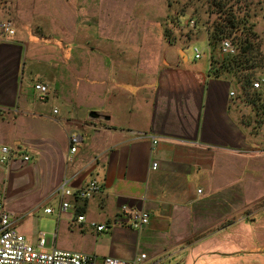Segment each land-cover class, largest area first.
Returning <instances> with one entry per match:
<instances>
[{
	"label": "crops",
	"instance_id": "1",
	"mask_svg": "<svg viewBox=\"0 0 264 264\" xmlns=\"http://www.w3.org/2000/svg\"><path fill=\"white\" fill-rule=\"evenodd\" d=\"M34 8L36 0H0V22L14 27L11 37L0 33V145L16 156L0 165V197L13 227L36 246L44 232L32 218L46 206L43 213L56 218L50 240L44 233L46 249L91 255L96 264L140 254L148 263L229 264L230 230L249 232L255 222L243 213L232 222L230 216L261 195L255 168L245 163L249 137L237 118L238 100L229 96L228 76H212L208 42V57L199 59L185 50L194 41L173 42L163 29L152 53L135 35L103 38L137 44L132 52L98 43L75 47L69 56L61 48L60 58L82 60L78 67L93 82L72 86L63 79L69 70L61 68V82L46 84L31 67L40 43L19 22L21 12ZM38 83L48 89L44 100L34 91ZM74 135L80 143L71 156ZM90 181L101 186L90 199L60 194L64 182L74 191ZM62 201L66 211H60ZM123 205L146 211L149 223L133 229ZM78 216L85 221L78 223ZM91 222L106 230L96 231Z\"/></svg>",
	"mask_w": 264,
	"mask_h": 264
},
{
	"label": "rangeland",
	"instance_id": "2",
	"mask_svg": "<svg viewBox=\"0 0 264 264\" xmlns=\"http://www.w3.org/2000/svg\"><path fill=\"white\" fill-rule=\"evenodd\" d=\"M223 4L240 18H246L247 26H251L250 40L258 50L256 55L264 56V0H223ZM113 5L116 6L114 8L116 10H112ZM216 10L217 7L211 0H36V8L21 12L19 22L27 25V29L24 27L20 29H26L41 44L33 47L37 56L31 67L39 77L37 80L41 79L46 84L61 82L62 68L69 70L68 74L63 76L64 81L72 86H79L92 83V77L84 74L83 68L78 67V62L82 60L76 58L62 60L61 48L62 54L68 52L69 56L76 51L75 47L79 50H88L98 43L101 47L114 49L121 46L119 51H127L128 46V51L132 52L130 47L135 50L137 44L128 43L125 46L122 40L109 44L103 42V38L135 35L145 38L143 51L152 53L158 44L157 38L162 36L163 29L169 40L180 42L184 46L188 41L191 42L189 39L194 40V45L206 58L207 32L218 21ZM190 20L194 21L193 28L187 27ZM245 34L243 32L242 35ZM154 38L156 39L153 43ZM94 39L95 42L88 43ZM222 39H228L232 43L234 41L233 37H222L209 46L210 53L219 62L224 58L218 52ZM185 50L189 55L193 54L192 47ZM42 52H45V58ZM262 58L264 60V57ZM257 60L254 62L257 68L254 69L252 83L264 80V66H260L259 59ZM118 77L125 80V75ZM103 78L105 82L109 81V75ZM228 79L232 83L234 98L238 100L236 110L238 121L249 137V148L244 154L247 156L245 163L246 166L250 164L255 168V176L259 177V185H256L255 189L259 191L261 197L251 204L244 200L242 210H238L236 216H230L229 221L232 222L243 213L246 222L250 223L252 220L255 222L250 224L249 232L241 228L230 230L229 255L225 258L229 264H241V261H244V264H264V83L257 91L250 89L248 98L242 94L239 85H234L231 77ZM28 81L25 80V87ZM251 97H254L255 103H250ZM45 207L36 212L32 221L39 225V231L46 233L47 240H50L55 230L56 218L54 215H45L43 213ZM47 207L52 209L53 204H48ZM236 248L238 249L235 250Z\"/></svg>",
	"mask_w": 264,
	"mask_h": 264
},
{
	"label": "built area",
	"instance_id": "3",
	"mask_svg": "<svg viewBox=\"0 0 264 264\" xmlns=\"http://www.w3.org/2000/svg\"><path fill=\"white\" fill-rule=\"evenodd\" d=\"M187 27L193 28L194 21L190 20ZM0 33L6 37L14 35V27L11 21L0 22ZM195 59L202 56V51L195 45L191 46ZM218 52L223 57H231L237 53L236 46L228 39H222L219 42ZM264 80H256L252 83V89L258 90ZM34 91L38 94L40 100L47 97L48 89L43 84H35ZM230 97H234V93H229ZM80 143V137L77 135L70 137V150L72 156L77 150ZM11 157H16L12 148L7 145H0V165H6ZM23 161L28 162V156H22ZM157 164H152V169L155 170ZM60 194L63 198L74 197L76 199L87 200L101 192V186L96 181H90L86 187L80 190H70L66 187V182L60 187ZM200 192V190L198 191ZM69 208L68 202L62 201L60 211H66ZM51 208L45 210V213L50 214ZM120 212L127 216L130 226L133 229H142L150 220V216L146 211L130 210L126 205L121 206ZM78 223L84 222L83 216L76 218ZM90 226L96 231L101 232L106 230L104 225H96L91 222ZM0 264H96V258L91 255H86L76 251L46 249L44 233H40L37 245L34 246L27 241L25 236L20 234L10 222V213L6 211L5 204L0 197ZM102 264H167L163 262L148 263V258L145 254H140L131 260L125 261L113 257L102 258Z\"/></svg>",
	"mask_w": 264,
	"mask_h": 264
},
{
	"label": "trees",
	"instance_id": "4",
	"mask_svg": "<svg viewBox=\"0 0 264 264\" xmlns=\"http://www.w3.org/2000/svg\"><path fill=\"white\" fill-rule=\"evenodd\" d=\"M211 1L217 7L216 13L218 15V21L208 29V45L210 46L214 41L222 37H233V44L237 48V53L231 57H224L220 62L214 56H211L212 68L210 72L214 78H220L222 76L231 77L234 80V85H239L242 94H245L249 98L248 92H250V89L253 90L252 76L254 69L257 68L254 64L255 59L257 60L258 58L260 66H264V60L262 58L264 56L261 54L256 55L258 50L250 40L251 36L249 32L251 31V26H247L246 18H240L231 8H225L223 0ZM243 32L246 34L242 35ZM165 37L168 39L167 35ZM250 100V103H255L254 97H251Z\"/></svg>",
	"mask_w": 264,
	"mask_h": 264
},
{
	"label": "water",
	"instance_id": "5",
	"mask_svg": "<svg viewBox=\"0 0 264 264\" xmlns=\"http://www.w3.org/2000/svg\"><path fill=\"white\" fill-rule=\"evenodd\" d=\"M89 116H90L91 118H96V117H97V114H95L94 112H91V113L89 114Z\"/></svg>",
	"mask_w": 264,
	"mask_h": 264
}]
</instances>
